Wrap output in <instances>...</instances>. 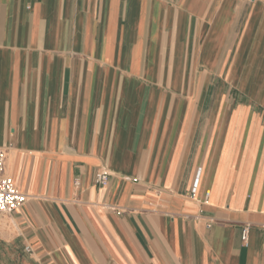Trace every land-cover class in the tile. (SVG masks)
<instances>
[{"label":"crops","instance_id":"crops-1","mask_svg":"<svg viewBox=\"0 0 264 264\" xmlns=\"http://www.w3.org/2000/svg\"><path fill=\"white\" fill-rule=\"evenodd\" d=\"M0 148V264H264V0H0Z\"/></svg>","mask_w":264,"mask_h":264},{"label":"built area","instance_id":"built-area-1","mask_svg":"<svg viewBox=\"0 0 264 264\" xmlns=\"http://www.w3.org/2000/svg\"><path fill=\"white\" fill-rule=\"evenodd\" d=\"M5 153L0 148V213L10 214L19 209L26 201L27 195L19 190L15 182L11 177L4 176L2 173ZM107 181L106 174L104 172H98L95 175V182L100 185H105ZM198 177H196L193 187L191 188L190 195L195 194L197 188ZM208 192L205 193L207 197ZM210 225V223H209ZM249 224H245L241 230V239L245 241L249 229ZM25 251H30L28 246L25 247Z\"/></svg>","mask_w":264,"mask_h":264}]
</instances>
